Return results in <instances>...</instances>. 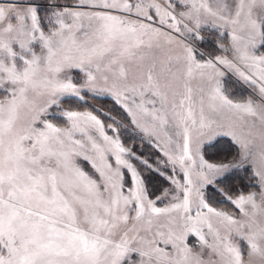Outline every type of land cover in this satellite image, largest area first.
Instances as JSON below:
<instances>
[{
    "label": "snow or ice",
    "instance_id": "snow-or-ice-1",
    "mask_svg": "<svg viewBox=\"0 0 264 264\" xmlns=\"http://www.w3.org/2000/svg\"><path fill=\"white\" fill-rule=\"evenodd\" d=\"M0 264H264V0H0Z\"/></svg>",
    "mask_w": 264,
    "mask_h": 264
},
{
    "label": "rangeland",
    "instance_id": "rangeland-1",
    "mask_svg": "<svg viewBox=\"0 0 264 264\" xmlns=\"http://www.w3.org/2000/svg\"><path fill=\"white\" fill-rule=\"evenodd\" d=\"M98 107L101 105H97ZM103 107H111V103L110 102H106ZM145 154H148V149L147 147L145 148ZM224 207H227V205H224Z\"/></svg>",
    "mask_w": 264,
    "mask_h": 264
}]
</instances>
